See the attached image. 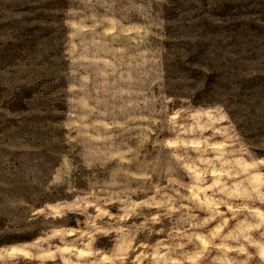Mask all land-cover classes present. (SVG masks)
Returning a JSON list of instances; mask_svg holds the SVG:
<instances>
[{"label": "rangeland", "instance_id": "rangeland-1", "mask_svg": "<svg viewBox=\"0 0 264 264\" xmlns=\"http://www.w3.org/2000/svg\"><path fill=\"white\" fill-rule=\"evenodd\" d=\"M0 264H264V0H0Z\"/></svg>", "mask_w": 264, "mask_h": 264}]
</instances>
